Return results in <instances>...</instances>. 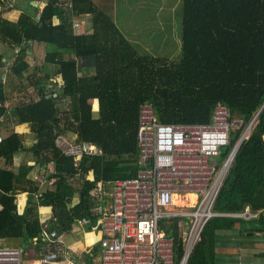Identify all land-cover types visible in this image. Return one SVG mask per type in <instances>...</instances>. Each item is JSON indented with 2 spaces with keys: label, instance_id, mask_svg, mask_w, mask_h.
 Masks as SVG:
<instances>
[{
  "label": "trees",
  "instance_id": "trees-1",
  "mask_svg": "<svg viewBox=\"0 0 264 264\" xmlns=\"http://www.w3.org/2000/svg\"><path fill=\"white\" fill-rule=\"evenodd\" d=\"M124 1L15 0L7 12L19 16H0V42L13 51L9 57L0 53V240H22L39 255L41 208H50L49 229L65 234L80 224L91 232L99 221L91 213V191L100 181L133 178L139 170L142 103H152L162 124H209L214 108L226 105L232 120L243 123L232 130L219 160L256 124L214 211L236 214L251 207L259 217H214L205 224L188 264H219L220 235H242L244 226L248 236L264 234V0H182V56L176 62L142 54L121 31L113 17ZM82 21L90 22L85 32L79 31ZM67 133L76 135L81 155H65L58 140ZM91 145L98 151H89ZM22 151L27 161L14 170ZM21 192L29 194L23 214L16 204ZM188 223L186 217L171 221L176 264ZM100 256L97 247L89 249L85 264Z\"/></svg>",
  "mask_w": 264,
  "mask_h": 264
},
{
  "label": "built area",
  "instance_id": "built-area-1",
  "mask_svg": "<svg viewBox=\"0 0 264 264\" xmlns=\"http://www.w3.org/2000/svg\"><path fill=\"white\" fill-rule=\"evenodd\" d=\"M242 123L232 120L226 105H218L209 124H162L156 119L152 103H143L138 142L145 165L136 177L113 182L110 213L105 215L104 208H98L101 217L93 231L102 234L100 264H176L175 240L169 230L171 221L181 217L189 219V231L178 264H188L210 219L258 218L251 207L236 214L214 211L219 189L238 149L219 164L220 152L229 145L232 130ZM58 143L67 156H79L83 151L81 144L69 143L65 138H60ZM190 191L197 195L195 206L177 209L174 195ZM101 195V188L92 191L94 198ZM41 238L44 245L40 258L25 261L21 250L0 248V264H67L70 258L65 247L66 234L49 229L47 223Z\"/></svg>",
  "mask_w": 264,
  "mask_h": 264
},
{
  "label": "rangeland",
  "instance_id": "rangeland-1",
  "mask_svg": "<svg viewBox=\"0 0 264 264\" xmlns=\"http://www.w3.org/2000/svg\"><path fill=\"white\" fill-rule=\"evenodd\" d=\"M13 2L15 3V0H7L5 6L0 5V16L11 19L19 16L18 12H7L8 8L13 5ZM124 2L123 6L120 7L119 13L114 15L113 18L121 31L137 43L136 47L138 50L142 54H146L145 50H147L151 54H156L157 57L168 59L171 62L179 61L182 56V45H180L183 15L182 0H126ZM75 27H78L77 23H75ZM88 29H90V22L82 21L79 31L85 32ZM6 49L7 46L0 42V53H5L8 57L13 56V51L10 50L7 53ZM36 49L42 54L39 59L43 60V49L40 47H36ZM86 68L89 73L93 72V66L89 65ZM26 130H22V134H27L28 130ZM67 134L69 135V133ZM31 136L33 137V135H29L28 137ZM71 138H76V136H71ZM19 154V157L13 162V169H16L18 166L20 168V165L27 161V153ZM189 194L195 196L194 200L189 199ZM196 196V193L191 191L176 194L174 195V204L180 210L192 208L195 206ZM49 215L44 216L47 218ZM80 227L82 226L80 225ZM246 228L247 226L241 228L242 232L244 231L242 235H228L223 233V235L217 238L216 249L217 262L219 264H264V234L255 233L252 236H248L245 232L247 230ZM80 229L74 227L71 232L65 233V247L68 257L82 264V261H85L87 247L83 250L78 249L77 251H72L71 247L77 241L83 242L86 231L83 227ZM93 234L98 236L99 233L93 232ZM25 245L26 243L22 240H0V248H17L23 250L24 247H27ZM31 252V249H29L28 253L30 254Z\"/></svg>",
  "mask_w": 264,
  "mask_h": 264
},
{
  "label": "crops",
  "instance_id": "crops-1",
  "mask_svg": "<svg viewBox=\"0 0 264 264\" xmlns=\"http://www.w3.org/2000/svg\"><path fill=\"white\" fill-rule=\"evenodd\" d=\"M142 105H143V103H142ZM141 105V106H142ZM94 106L96 107L97 106V103L95 102L94 103ZM141 108V107H140ZM97 112V111H96ZM139 114H140V110H139ZM256 124V120H253L252 122H251V124L249 125V127L247 128V130H246V132H245V134L243 135V136H245V138L246 137H248V135L250 134V132H251V130H252V128L254 127V125ZM75 134H72V133H69V135H68V137H67V141L69 142V143H73V140L74 139H76V138H71V136L73 137ZM29 136V135H28ZM27 136V137H28ZM76 136V135H75ZM238 146V145H237ZM236 146V147H237ZM235 147V148H236ZM138 148H139V154H140V158H141V152H140V147H139V142H138ZM89 151H91V152H97L98 151V149H97V147L95 146V145H91V146H89ZM239 151V150H238ZM19 153H26L25 151H22V152H18L16 155H15V158L13 159V162H15V159L16 158H18L19 157ZM21 161V160H20ZM223 161V160H222ZM218 162H219V164H220V160H218ZM17 164V163H16ZM144 165L145 164H143L142 163V161H141V159L139 160V170H138V172L144 167ZM19 168V166L16 168V169H18ZM16 169H14V170H16ZM53 170V167H49V169L45 172V173H47V172H51ZM138 172H137V175H138ZM227 173H229V172H227ZM136 175V176H137ZM135 176V177H136ZM37 178V177H36ZM134 178V177H133ZM47 179H50V178H47ZM113 182L114 181H111V182H107V186H104V191H103V196H104V198H102V200H103V203L102 202H100V201H95V204H94V206H101V207H103L104 208V213H105V215L106 214H108V213H110L111 212V209H112V204H113ZM224 182V181H223ZM46 183V182H45ZM45 183H42V184H45ZM102 184H104V182H98V184H97V186H99V185H102ZM96 186V187H97ZM95 187V188H96ZM94 190V189H93ZM92 190V191H93ZM92 191H91V195H92ZM23 197V199H24V204L23 205H20L19 204V200H20V198H22ZM28 198H29V194L27 193V192H21V193H17L16 194V204H17V210H18V212L21 214V211H20V209L22 208V214H23V212H24V210H25V208H26V206H27V203H28ZM42 210H44V208H41L40 209V214H41V218H42V221H43V224H47L48 223V221L50 220L51 221V217H52V214L51 215H49L47 218H45V216L44 215H48V212H46V211H42ZM101 217V214L100 215H97V219L99 220V218ZM49 219V220H48ZM82 224V223H81ZM97 224H98V222H97ZM172 225V224H171ZM188 227H189V223L188 224H186ZM78 229H82V227H80V224H78ZM186 226V227H187ZM164 227V226H163ZM162 227V229H165V228H163ZM170 232H171V228H170V230H169ZM188 231H189V229H188ZM188 231L185 229V224H183L182 225V234H184V233H188ZM93 232H97V233H99L98 234V239H97V242L95 243V244H93L91 247H87V251L89 250V249H93L94 247H97L98 249H99V252H100V257L99 258H97L96 260H95V264H100L101 263V257H102V248H101V245H100V241H101V238H102V234H101V232H99V230L98 231H91V233H93ZM223 235V234H222ZM3 240V239H2ZM44 245V244H43ZM42 245V246H43ZM100 248H99V247ZM25 248H27V249H25ZM15 249H17V248H15ZM25 249V250H24ZM24 249L23 250H21V249H19V250H21V252L24 254V258H25V261L26 260H33V261H35L36 259H38V258H40V255L41 254H39V255H37V253H36V250L35 249H33L31 246H27V247H24ZM29 249H31V253L29 254L28 253V250ZM262 250V249H261ZM216 253H217V250H216ZM32 254H35V256H33L32 257ZM85 261H82V264H85V262H86V259H84ZM81 261V260H80Z\"/></svg>",
  "mask_w": 264,
  "mask_h": 264
},
{
  "label": "clouds",
  "instance_id": "clouds-1",
  "mask_svg": "<svg viewBox=\"0 0 264 264\" xmlns=\"http://www.w3.org/2000/svg\"><path fill=\"white\" fill-rule=\"evenodd\" d=\"M146 103V102H145ZM154 107V106H153ZM154 111H155V109H154ZM156 115V114H155ZM157 118V117H156ZM67 137H68V134L67 135H64V137H61V138H65V140H67ZM60 139V138H59ZM74 142H75V140H73ZM229 157V156H228ZM227 157V158H228ZM225 160V159H224ZM223 160V161H224ZM233 165V164H232ZM232 167V166H231ZM115 182V181H114ZM104 186H107L106 184H102V185H99V186H97L96 188L97 189H100L101 188V196H98V198H94V196H92V198L94 199V201H100V202H102L103 203V200H102V198H104V196H103V191H104ZM96 188H94V189H96ZM74 203H78V201H74ZM19 204L20 205H23L24 204V199H23V197L22 198H20V200H19ZM101 206H93L92 207V209H91V213L94 215L95 214V212H94V210H98L99 211V213L98 214H95L94 216H97V215H100L101 214V211L98 209V208H100ZM20 211H21V214H22V208L20 209ZM42 211H46V212H50V208L49 209H44V210H42ZM43 222V221H42ZM97 239H98V237L97 236H95L93 233H91V232H85L84 233V240H83V242L81 243L80 241H77L75 244H73L71 247H72V251H77L78 249H80V250H83L84 248H86V247H91L93 244H95L96 242H97ZM67 264H73V261L72 260H68L67 261Z\"/></svg>",
  "mask_w": 264,
  "mask_h": 264
},
{
  "label": "bare ground",
  "instance_id": "bare-ground-1",
  "mask_svg": "<svg viewBox=\"0 0 264 264\" xmlns=\"http://www.w3.org/2000/svg\"><path fill=\"white\" fill-rule=\"evenodd\" d=\"M195 196L193 194H189V199L194 200ZM177 199V198H176ZM189 201V200H188ZM186 203V202H185ZM195 204V203H194ZM179 205V204H178ZM181 205V204H180Z\"/></svg>",
  "mask_w": 264,
  "mask_h": 264
},
{
  "label": "water",
  "instance_id": "water-1",
  "mask_svg": "<svg viewBox=\"0 0 264 264\" xmlns=\"http://www.w3.org/2000/svg\"><path fill=\"white\" fill-rule=\"evenodd\" d=\"M244 138H245V136H243V138H242V140H241V142H240V144H238V146L234 149V151L236 150V149H238L239 150V148H240V146H241V144H242V141L244 140Z\"/></svg>",
  "mask_w": 264,
  "mask_h": 264
}]
</instances>
